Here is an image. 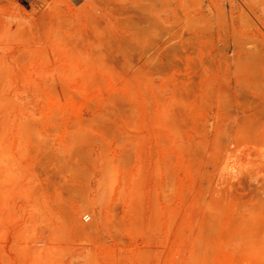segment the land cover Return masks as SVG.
Listing matches in <instances>:
<instances>
[{
    "label": "rangeland",
    "instance_id": "1",
    "mask_svg": "<svg viewBox=\"0 0 264 264\" xmlns=\"http://www.w3.org/2000/svg\"><path fill=\"white\" fill-rule=\"evenodd\" d=\"M0 264H264V0H0Z\"/></svg>",
    "mask_w": 264,
    "mask_h": 264
},
{
    "label": "built area",
    "instance_id": "2",
    "mask_svg": "<svg viewBox=\"0 0 264 264\" xmlns=\"http://www.w3.org/2000/svg\"><path fill=\"white\" fill-rule=\"evenodd\" d=\"M85 218L88 219L89 218V215H86Z\"/></svg>",
    "mask_w": 264,
    "mask_h": 264
}]
</instances>
